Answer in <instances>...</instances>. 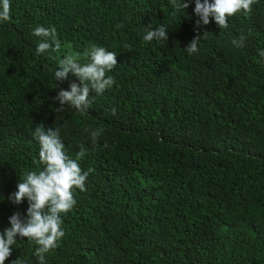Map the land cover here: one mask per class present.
I'll return each instance as SVG.
<instances>
[{
  "label": "trees",
  "instance_id": "obj_1",
  "mask_svg": "<svg viewBox=\"0 0 264 264\" xmlns=\"http://www.w3.org/2000/svg\"><path fill=\"white\" fill-rule=\"evenodd\" d=\"M185 2L184 14L172 0H12L0 23V232L26 219L27 200L9 197L43 167L36 127L58 128L89 173L46 264H264V0L227 28L198 26ZM161 24L167 45L143 39ZM38 26L56 30L58 51L36 53ZM91 45L117 53L113 87L84 112L57 111L53 98L79 83L54 80L59 60L85 63ZM15 247L5 264H37L34 242Z\"/></svg>",
  "mask_w": 264,
  "mask_h": 264
},
{
  "label": "clouds",
  "instance_id": "obj_2",
  "mask_svg": "<svg viewBox=\"0 0 264 264\" xmlns=\"http://www.w3.org/2000/svg\"><path fill=\"white\" fill-rule=\"evenodd\" d=\"M177 13L184 12L189 6L185 0H172ZM194 13L199 18L197 25H208L214 21L219 28H227L228 21L238 13L251 10L253 0H194ZM12 0H0V23L9 22L12 18ZM211 18V21H210ZM168 27H148L143 39L167 45ZM33 35L40 38L35 49L37 54L58 51L61 47L56 30L38 26ZM199 37L193 39L184 48L189 55L196 54ZM236 43V42H234ZM243 46V39L237 44ZM87 62L81 63L77 55H66L59 60L53 78L57 81L67 80L69 74L76 77L79 83L72 82L69 89H61L53 98L58 103L57 111L66 107L78 112L87 110L90 93L102 95L113 87L115 81L111 73L117 64V53L105 47L91 45L85 52ZM264 58V49L259 51ZM91 139L96 141L99 132H91ZM33 137L39 144L38 157L43 166L38 171L27 172L17 184V190L9 197L14 204L28 202L26 219L16 213L9 217L10 227L0 232V264L12 255V250L19 241L27 238L36 245L34 255L37 264H46L45 256L58 246L64 236L62 216L72 210L76 201L75 190L85 191L88 172L83 171L78 159L67 154L65 144L58 128L36 127ZM12 264H21L19 258Z\"/></svg>",
  "mask_w": 264,
  "mask_h": 264
}]
</instances>
